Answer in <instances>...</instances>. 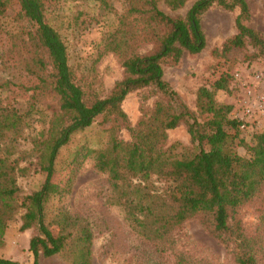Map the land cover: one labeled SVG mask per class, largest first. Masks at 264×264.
Segmentation results:
<instances>
[{
	"label": "trees",
	"instance_id": "trees-1",
	"mask_svg": "<svg viewBox=\"0 0 264 264\" xmlns=\"http://www.w3.org/2000/svg\"><path fill=\"white\" fill-rule=\"evenodd\" d=\"M12 1L0 0V34L35 84L24 112L0 99V243L8 222L18 216V231H32L27 244L31 264L57 254L66 264H91L90 226L54 204L70 193L77 173L91 159L112 189L111 204L120 208L140 239L164 241L185 221L199 217L223 245L231 264H261L256 243L242 234L231 216L258 196L264 203V131L253 134L248 144L237 139L238 124L228 118L231 105L214 100L217 91L232 93V74L221 75L209 88H197L196 114L162 78V65L174 66L183 53L196 55L203 49L199 21L213 5L237 11L235 33L223 41L221 51L248 45L263 55L264 39L245 25V1L196 0L179 15L171 13L188 0H91L113 18L100 38L101 55H112L121 69L120 79L105 94L95 91L96 81L81 84L76 79L66 47L51 25L60 2L78 0H16L18 11L8 17L5 12ZM261 5L264 10V0ZM133 92L139 117L130 126L120 105ZM34 115H39L40 126L26 137L25 119ZM93 123L105 134L103 147H77L64 181L53 183L58 150L73 133ZM178 126L185 128L189 147L165 146L166 132ZM121 130L127 132V141L119 137ZM236 145L244 147L246 157L235 152ZM176 147L182 152L176 153ZM15 155L23 166H16ZM35 170L45 173L41 187L21 195L17 178ZM0 264L20 263L0 258Z\"/></svg>",
	"mask_w": 264,
	"mask_h": 264
},
{
	"label": "rangeland",
	"instance_id": "rangeland-1",
	"mask_svg": "<svg viewBox=\"0 0 264 264\" xmlns=\"http://www.w3.org/2000/svg\"><path fill=\"white\" fill-rule=\"evenodd\" d=\"M196 0L188 2L175 13L184 15ZM249 18L245 25L256 31L264 39V10L261 0H244ZM160 9L167 11L160 6ZM18 11L16 0L6 9V16L11 17ZM51 25L56 30L66 47L67 63L80 83L96 81L95 91H109L114 81L120 79L121 69L112 55H101L100 38L102 33L113 24L111 14L104 11L91 0L62 1L53 10ZM237 11L227 12L213 5L200 17L199 26L204 37V47L196 55L183 53L174 66L162 65V78L177 94L181 102L196 114L194 99L198 87L209 88L221 75L233 74L244 68L264 71V54L258 55L254 48L246 45L242 49L221 51L222 43L234 33L233 20ZM100 55V56H99ZM35 82L25 74L16 56L9 48L7 38L0 34V99L9 102L19 112H24L27 101L33 99L31 88ZM214 100L219 104L231 105L233 94L217 91ZM152 99L146 102L149 107ZM139 103L136 93L125 96L120 108L128 123L132 126L139 117ZM39 115L26 118L27 127L24 135L39 128ZM264 131V120L259 121L257 129L238 131L237 139L248 144L252 135ZM228 133L233 134L230 130ZM119 137L128 140V134L121 130ZM105 134L93 123L91 126L73 133L69 141L62 146L53 164L51 181L63 182L69 170L72 152L85 145L91 149L103 147ZM177 143L189 147V138L183 126L166 132L165 146ZM237 144V140L234 141ZM23 142L22 147L27 148ZM176 153L182 148L176 147ZM239 156L247 154L242 145L235 146ZM17 167L23 162L13 156ZM45 173L35 170L17 178L21 195L39 190ZM153 185L159 186L152 180ZM112 189L104 174L92 167L91 159L84 162L77 173L70 193L60 202L68 214L84 219L92 231L91 264H231L230 256L210 232L209 227L199 217L185 221L161 242H147L137 237L123 220L119 207L110 200ZM237 221L241 232L252 238L260 253V263L264 264V203L258 196L238 207L231 216ZM18 216L8 222L0 243V258L31 264V255L27 251L31 230L18 231ZM52 233L55 230L52 229ZM39 264H66L60 254L39 259Z\"/></svg>",
	"mask_w": 264,
	"mask_h": 264
},
{
	"label": "built area",
	"instance_id": "built-area-1",
	"mask_svg": "<svg viewBox=\"0 0 264 264\" xmlns=\"http://www.w3.org/2000/svg\"><path fill=\"white\" fill-rule=\"evenodd\" d=\"M233 100L228 118L239 131L257 129L264 120V71L244 68L232 74Z\"/></svg>",
	"mask_w": 264,
	"mask_h": 264
}]
</instances>
